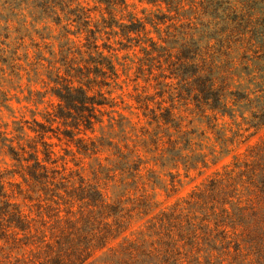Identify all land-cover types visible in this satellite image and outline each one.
I'll return each instance as SVG.
<instances>
[{
    "label": "trees",
    "instance_id": "trees-1",
    "mask_svg": "<svg viewBox=\"0 0 264 264\" xmlns=\"http://www.w3.org/2000/svg\"><path fill=\"white\" fill-rule=\"evenodd\" d=\"M32 1L53 14L57 22L56 7L66 11L67 19L77 22L79 32L86 33L88 57L77 61L65 55L64 73L57 67L52 89L59 99L56 110L48 112V124L34 120L38 128L28 127L38 133L36 143L27 147L6 144L16 168L0 170V264H264V138L249 145L245 153L235 154L230 163L187 196L163 208H159L156 193L149 192V187L155 189L161 180L151 169L143 180L146 161L139 154L116 146L111 168L97 162V181L77 173L75 183L73 172L65 173V166L56 165L52 143L45 139L48 132L61 130L84 153H97V141L111 146V140L103 143L86 136L87 131L94 132L95 124L103 122L104 108L114 105L109 95L118 69L112 44L98 42V32L104 30L116 36L115 43L123 49L134 44L140 45L145 55L165 54L167 67L158 65L162 70L159 76L176 78L182 83L179 91L192 93L204 112L203 106H207L214 118L218 113L240 117L245 127L237 125L229 137L219 133L222 151L230 153L234 149L230 146L245 136L243 131L253 129L252 136L264 129V0H191L190 11L184 9V13L195 14L204 29L183 32L180 39L149 36L143 21L125 14V0H98L103 8L84 6L78 0ZM149 1L164 2L177 12L184 7V0ZM93 11L99 12V20L93 18ZM107 28L110 31H105ZM212 39L228 50L224 54L231 56V64L236 60L232 72L238 83L234 89L230 76H222L218 83L221 75H216L214 55H209L210 60L203 50L210 47ZM156 118L173 122L181 131L170 107H164ZM16 130L21 139L27 135L22 124ZM186 141L188 146L190 139ZM171 154L163 165L171 163L178 168L182 162L188 170L199 168V162L207 166L206 158H188L178 145ZM218 159L214 155L213 163ZM103 171L107 180L101 184L98 173ZM15 174L22 181L9 180ZM116 175L120 179L109 184ZM177 182L173 175L170 191H175ZM136 192L140 194L136 196ZM145 217L144 227L134 238L128 237L125 233L134 221Z\"/></svg>",
    "mask_w": 264,
    "mask_h": 264
},
{
    "label": "rangeland",
    "instance_id": "rangeland-1",
    "mask_svg": "<svg viewBox=\"0 0 264 264\" xmlns=\"http://www.w3.org/2000/svg\"><path fill=\"white\" fill-rule=\"evenodd\" d=\"M78 1L91 8L95 5L104 7V4L99 3L98 0ZM125 1V14L143 21L149 30V36L155 39L159 37L180 39L183 32L190 34L195 32V28H199L200 31L204 29L199 23L201 19L194 18L195 14L184 13V9L190 11L191 0H184V7L178 12L164 2ZM75 5L76 2L73 3V6ZM56 8L60 15L59 22L55 20L53 14L49 15L41 8H37L32 0H0V170L2 171L16 168L15 162L8 154L6 144L13 143L16 147L18 145L27 147L29 144H34V141L36 143L39 135L28 127L38 128L34 120L48 124L46 120L48 112L56 110L59 99L52 89L56 85L54 78L57 67H60V73H64L65 66L62 64L64 56L74 57L77 61L81 57H88L86 33L79 32L77 22L67 19L66 11L63 12L59 6ZM197 10L201 12L199 3ZM92 16L95 20L100 19L98 11H93ZM124 21L127 22L128 17L124 18ZM97 24L99 26V23ZM105 31L110 30L107 28ZM200 31L196 33L200 34ZM98 35L100 44L108 41L114 48L111 53L114 54L118 77L110 86L112 92L109 96L113 99V107L104 108L103 122L95 124L94 132L87 131L86 136L96 140L101 139L103 143L104 140H111V146L100 145L97 141V153L91 150L84 153L76 141L69 139L61 133V130L48 132L45 135V139L52 143L53 157L58 159L56 165L59 168L65 166V173L73 172L72 182L78 183L77 173L88 181H97L95 178L97 162L106 168H111L116 159L113 153L117 146L124 152L133 151L134 154H139L146 161L141 171L143 180L150 175L148 169L153 170L159 177L161 184L156 185L155 189L149 187V192L156 193V200L160 203L159 208H163L187 196L216 170H222L223 165L230 163L235 154L245 153L249 145L264 138V129L252 136L249 135L253 129L243 131L245 136L241 141L230 146L234 148L230 153H224L219 138L222 136L219 133L229 137L234 134L237 125L245 127L240 117L232 119L228 115L218 113L217 118H214V112L207 106H203L206 107L205 112L198 108L192 93L189 95L184 90L183 93L179 91L178 88L182 83H177L176 78L159 76L162 70L158 65L162 63L163 67H167L163 63L165 54L160 57L157 53L145 55L141 46L134 44L129 49H123L115 43L116 36H110L104 30L98 32ZM205 44L203 42V46ZM203 50L210 60L212 57L209 55H214L213 58L218 65L215 67L218 69L216 75H221L218 83L222 76H230L229 80L234 83L231 88L234 89L238 83V76L232 72L236 60L231 64V56L224 54L227 53V49L217 44L214 39L210 40V47ZM80 52L83 54L81 55ZM105 53H108L106 49ZM152 56L154 59L151 58ZM166 75L169 73L167 72ZM166 82L171 85H166ZM103 90L107 88L103 87ZM164 107L172 109L176 121L181 124V131H177L173 122L164 123L156 120V116H160ZM21 124L27 131L23 139L16 130ZM57 124L56 122L53 126L56 127ZM61 127L63 129V126ZM191 131L193 133H190ZM183 132L187 133L182 135ZM246 136L249 138L246 139ZM186 139H190L188 146ZM174 145L181 147V152L183 155H188V158L192 156L206 158L207 166L199 162V168L188 170L182 162L179 163L178 168H174L171 163L163 165L164 160L172 155L171 150ZM38 147L41 148L40 144ZM214 155L219 157L216 163H213ZM40 157H42L41 153ZM98 174L99 183L102 184L107 180L106 171ZM173 175H176L180 181L177 182L174 192L169 189ZM10 179L22 181L18 174ZM119 179L120 176L116 175L114 181L109 184ZM112 191L113 188H110L109 194L113 195ZM135 194L137 196L140 192ZM146 219L147 217L135 220L125 234L134 238L137 231L144 227Z\"/></svg>",
    "mask_w": 264,
    "mask_h": 264
}]
</instances>
